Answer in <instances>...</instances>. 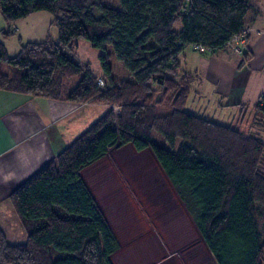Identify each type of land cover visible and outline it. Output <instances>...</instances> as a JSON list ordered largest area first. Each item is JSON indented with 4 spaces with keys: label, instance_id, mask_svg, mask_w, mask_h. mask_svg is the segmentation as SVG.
I'll return each mask as SVG.
<instances>
[{
    "label": "trees",
    "instance_id": "trees-1",
    "mask_svg": "<svg viewBox=\"0 0 264 264\" xmlns=\"http://www.w3.org/2000/svg\"><path fill=\"white\" fill-rule=\"evenodd\" d=\"M114 1L0 0L6 21L44 11L58 33L20 44L14 56L0 41V89L119 107L11 192L8 201L25 240L8 243L0 229V264H113L120 242L82 171L111 147L125 145L150 150L215 264H264L255 221L256 206L264 207V141L186 111L195 75L180 62L193 45L211 53L226 48L246 29L251 0H117V7ZM13 34L0 30L2 38ZM76 39L102 51L103 74L64 54ZM110 56L128 77L113 78ZM2 64L10 72L3 73ZM253 108L254 119H264V91Z\"/></svg>",
    "mask_w": 264,
    "mask_h": 264
},
{
    "label": "rangeland",
    "instance_id": "rangeland-1",
    "mask_svg": "<svg viewBox=\"0 0 264 264\" xmlns=\"http://www.w3.org/2000/svg\"><path fill=\"white\" fill-rule=\"evenodd\" d=\"M259 2L264 4V0L250 1L247 16L255 8L264 11V6L259 5L261 4ZM111 5L117 7L118 1L115 0ZM180 27V22L174 24L175 30H179ZM53 28L56 27L52 25L51 29ZM16 35L13 34L8 38H2L0 35L2 41L11 40V43L7 44L10 56H14L12 48ZM229 49L235 54L243 55V52L236 53L231 47ZM70 50L65 49L64 54L72 57L80 65L87 64L93 74H103L98 57L102 51L92 47L88 40H74ZM107 50L111 53L110 47ZM183 55H187L188 59L197 53L186 48ZM108 60L114 79L121 80L126 74L128 75L122 63L114 56H110ZM1 70L3 73H8L10 66L2 64ZM196 77L198 78H194L191 84L192 91L185 105L186 111L236 128L264 141V119L257 117L254 119L255 109L252 104L240 110L238 107L217 106L209 92L206 94L201 92V96L204 95L205 98H200L194 93L201 80L199 76ZM77 79L78 77H75L74 81ZM110 108L114 116L119 113L117 105H110ZM161 110H169V108L165 107ZM157 141L161 143L162 140L158 138ZM82 177L120 242V248L114 257L116 264L123 263L128 257L134 263L140 262L137 264H150L152 260L161 264L166 262L198 264L200 261L204 264H213L212 255L197 234L191 216L149 149L136 151L131 145L111 147L102 159L83 169ZM256 207V227L262 240L264 207L259 205ZM14 231L16 230L7 232L14 233Z\"/></svg>",
    "mask_w": 264,
    "mask_h": 264
},
{
    "label": "crops",
    "instance_id": "crops-1",
    "mask_svg": "<svg viewBox=\"0 0 264 264\" xmlns=\"http://www.w3.org/2000/svg\"><path fill=\"white\" fill-rule=\"evenodd\" d=\"M259 3L264 6L263 2ZM2 17L0 13L1 30L7 28L17 34L13 39L14 55L22 43L39 42L47 35L56 39L58 35L56 28L51 29L52 15L44 11L9 22ZM245 27L249 33L243 51H247L248 55L244 61L243 55L233 53L228 46L216 53L188 47L197 53L188 59L182 53L180 62L184 70L194 74V78H201L194 92L196 96L205 98L200 93L209 92L217 106L238 107L241 110L240 105H253L264 91V11L255 8L247 16ZM10 41H2L7 53ZM108 109L105 104H77L0 89V229L8 243L25 240V233L8 201L11 192L51 161ZM13 229L16 230L14 233L7 232ZM116 253L112 256L113 264H116ZM129 258L121 264L140 263H134ZM153 261L146 263L161 264Z\"/></svg>",
    "mask_w": 264,
    "mask_h": 264
},
{
    "label": "built area",
    "instance_id": "built-area-1",
    "mask_svg": "<svg viewBox=\"0 0 264 264\" xmlns=\"http://www.w3.org/2000/svg\"><path fill=\"white\" fill-rule=\"evenodd\" d=\"M248 33H249V29H244L240 34L233 36L232 39L229 41L228 46L231 47L234 52L242 53L243 48L245 47V45H247L246 43L248 40ZM191 47L192 49H195V50L200 49V47L197 45H193ZM97 84L100 87L104 86V82L102 79H99L97 81Z\"/></svg>",
    "mask_w": 264,
    "mask_h": 264
}]
</instances>
